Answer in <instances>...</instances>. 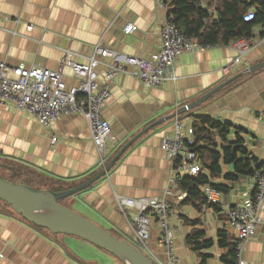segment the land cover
<instances>
[{"label": "crops", "instance_id": "crops-1", "mask_svg": "<svg viewBox=\"0 0 264 264\" xmlns=\"http://www.w3.org/2000/svg\"><path fill=\"white\" fill-rule=\"evenodd\" d=\"M249 12H255V8L249 7L243 15ZM211 13L216 17L214 10ZM165 15L166 7H160L156 0H0V60L9 65L23 63L58 69L66 51L72 53L74 61L85 62L97 43L121 53L150 58L162 46ZM128 22L136 29L125 33L123 27ZM28 25L32 27L28 29ZM249 43L243 61L226 72L223 68L236 53L232 43L182 52L171 72L157 86H145L129 74L117 76L101 110L115 138L107 144L106 163L126 142L139 135L106 174L91 186L64 198L67 204L63 199L61 203L121 238L135 240L130 226L135 210L128 209L125 217L116 206L115 195L151 198L162 195L173 167L161 143L164 135L173 130L176 118L189 127L194 116H210L245 128L247 134L242 136L247 148L258 163L263 162L264 67L244 71L264 61V23L253 27ZM242 72L199 106L178 113ZM65 80L68 84L77 82V78L69 75ZM0 162L33 171L30 176L42 189L52 184L66 190L103 169L87 122L80 114L62 115L46 128L32 114L16 110L10 104L0 105ZM0 170L5 178L12 172L5 165ZM229 170L230 166L223 165V174ZM214 182L230 185L223 196V203L229 207L253 194L251 176L235 183L221 176ZM187 219H198L199 223L192 225ZM170 225L178 264L199 262L197 252L185 244V237L193 228L204 231L205 238L214 241L205 250L211 254L208 264H222L220 258L226 251L217 243L218 230L229 227L235 237L229 221L206 206L198 211L191 204L172 201ZM159 236L158 223L153 220L150 248L157 258L165 260ZM242 257L245 264H264V204L255 234L246 243ZM0 264L126 263L113 252L78 236L52 234L17 214L0 210Z\"/></svg>", "mask_w": 264, "mask_h": 264}, {"label": "built area", "instance_id": "built-area-1", "mask_svg": "<svg viewBox=\"0 0 264 264\" xmlns=\"http://www.w3.org/2000/svg\"><path fill=\"white\" fill-rule=\"evenodd\" d=\"M165 7L163 0H156ZM205 7V5L203 4ZM254 12L243 15L245 21L254 18ZM28 29L32 25L27 26ZM136 26L128 22L125 33ZM162 46L150 58H141L102 46L94 45L93 52L85 62L72 59L66 51L58 69L26 66L23 63L9 65L0 60V105L10 104L14 109L32 114L44 127L49 128L54 120L62 115L80 114L87 122L90 137L98 156V163L104 168L108 142L114 141L110 124L101 114L102 107L110 95V86L119 75H132L145 86L161 84L171 72L178 55L194 51L202 46L194 42L186 33L180 31L173 16L166 11L161 28ZM235 56L223 68L226 72L240 64L250 48L247 38L241 37L232 42ZM100 66V67H99ZM77 78L75 84H68L65 76ZM264 115V110H262ZM192 138V127L185 126L176 118L173 130L164 135L161 149L172 162L173 173L168 187L160 197H128L115 195V203L120 212L127 217V210H135L133 225L130 224L137 247L156 264H178L174 250L170 215L172 201L180 203L187 193L178 188L183 174H196L201 166L189 151L184 139ZM253 194L235 206L222 205L221 192L209 185L203 186L208 203H219L226 211L229 223L234 230L236 251L235 264H245L242 257L246 243L254 236L259 222V213L264 204V161L251 176ZM156 220L159 227V241L164 249L165 260L157 258L150 248V225Z\"/></svg>", "mask_w": 264, "mask_h": 264}, {"label": "trees", "instance_id": "trees-1", "mask_svg": "<svg viewBox=\"0 0 264 264\" xmlns=\"http://www.w3.org/2000/svg\"><path fill=\"white\" fill-rule=\"evenodd\" d=\"M163 3L167 13L173 16L176 27L202 47L230 44L241 37L249 41L253 27L257 23H264V0H163ZM249 7L255 8L254 18L245 21L242 15ZM211 10L216 12V17L212 16ZM191 126L192 138H185L184 143L186 148L194 153L201 169L196 174L182 175L178 188L185 191L187 196L180 203L191 204L198 211H202L204 206L210 207L225 221H229L221 204L226 205L223 203V196L231 187L214 181L223 176L231 183L238 182L243 177L252 176L262 161L258 163L257 158L247 148L242 136V133L247 134V130L241 126L210 116H194ZM1 163L0 166L5 165L12 171L7 175V180L26 184L34 189H42L41 184H37L30 176V172L33 174V171L24 166ZM223 165L230 166V170L225 174H223ZM50 185L46 190L53 192L65 190L62 186ZM205 185L221 192V204L207 202L202 190ZM0 210L17 214L1 197ZM186 222L195 225L199 220L187 219ZM229 229L225 226L217 232L218 245L226 249L220 258L222 264H235L236 260L234 238ZM213 243V239L205 238L204 231L196 228L185 237L188 248L197 252L198 264H208L211 254L205 250Z\"/></svg>", "mask_w": 264, "mask_h": 264}, {"label": "water", "instance_id": "water-1", "mask_svg": "<svg viewBox=\"0 0 264 264\" xmlns=\"http://www.w3.org/2000/svg\"><path fill=\"white\" fill-rule=\"evenodd\" d=\"M262 67H264V61L248 67L244 72H253ZM244 72L238 73L232 76L231 78L225 80L218 86L212 88L203 96H201L194 102L186 105L183 109L179 110L178 113L199 106L210 96L224 88L226 85L230 84L233 80L242 75ZM168 117L170 118L171 116ZM138 135L139 134H137L128 142H126L101 171H99L93 177L89 178L87 181L77 186L59 192H53L46 189H34L26 184L11 182L3 177H0V197L6 202H8L14 209V211L19 214L24 220L38 227L46 228L52 234H71L78 236L98 247L106 249L120 256L126 264H130L126 260V258L131 259L135 264H156L152 260V258H150L147 254H145L142 250H140L135 244L131 243L129 240L114 235L110 230H107L106 228L97 224L91 219L80 215L79 213L73 211L72 209L68 208L60 202V200L70 197L75 193L91 186L95 181H97L100 177L106 174L118 160L121 154L125 151V149ZM22 192H25L26 196L32 197L37 203V207L32 208L28 204L26 199H23L21 195ZM47 194L50 195L51 206L58 209H62L63 211L68 213L72 218L61 220L57 217L47 218L38 215L36 213V210L42 208L40 198L44 197ZM123 256H125L126 258Z\"/></svg>", "mask_w": 264, "mask_h": 264}, {"label": "bare ground", "instance_id": "bare-ground-1", "mask_svg": "<svg viewBox=\"0 0 264 264\" xmlns=\"http://www.w3.org/2000/svg\"><path fill=\"white\" fill-rule=\"evenodd\" d=\"M6 179V178H5ZM23 199H26V201L32 197H29V196H26V193L25 192H22L21 193ZM38 198V197H37ZM33 199V198H32ZM41 200V204H42V208H39L36 210V213L38 215H41V216H44V217H47V218H59L61 220H65V219H68V218H72L68 213H66L65 211H63L62 209H58V208H55L53 206H51V202H50V195L47 194L45 195L44 197L40 198ZM125 257V256H123ZM126 258V257H125ZM126 260L130 263V264H135L131 259L129 258H126Z\"/></svg>", "mask_w": 264, "mask_h": 264}, {"label": "rangeland", "instance_id": "rangeland-1", "mask_svg": "<svg viewBox=\"0 0 264 264\" xmlns=\"http://www.w3.org/2000/svg\"><path fill=\"white\" fill-rule=\"evenodd\" d=\"M1 172H2V171L0 170V175L3 176V177H5V176L3 175L4 173H1ZM66 200H67V199H63V202H64L65 204H67V201H66ZM61 201H62V200H61ZM27 202H28V204H29L32 208L37 207V203L34 201V199H32V198L30 199V198H29V199L27 200ZM130 239H131V238H129V240H130ZM130 241H131L132 243L134 242V243L136 244V242H135L134 239H131Z\"/></svg>", "mask_w": 264, "mask_h": 264}]
</instances>
